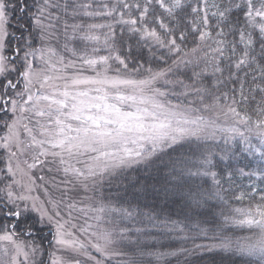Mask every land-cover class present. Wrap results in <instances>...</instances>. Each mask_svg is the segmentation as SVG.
I'll use <instances>...</instances> for the list:
<instances>
[{"label": "snow or ice", "instance_id": "1", "mask_svg": "<svg viewBox=\"0 0 264 264\" xmlns=\"http://www.w3.org/2000/svg\"><path fill=\"white\" fill-rule=\"evenodd\" d=\"M237 175L264 0H0V264H264Z\"/></svg>", "mask_w": 264, "mask_h": 264}, {"label": "trees", "instance_id": "2", "mask_svg": "<svg viewBox=\"0 0 264 264\" xmlns=\"http://www.w3.org/2000/svg\"><path fill=\"white\" fill-rule=\"evenodd\" d=\"M101 54H103V53H101ZM257 160H258V157H247V158H245L244 155H241L237 159L231 160L230 163L232 164V166L234 168L242 167V166H244V164L250 163L251 168L246 169V170H252V169H255L257 167V164H256ZM44 174L46 175V173H44ZM235 180H236V183L241 186V189H244V190H246L247 186L249 184H252V183H255L257 190H258V188H264V182H261V180L255 178V177L249 179L247 177H241V176L237 175L235 177ZM258 195L259 194L256 193L257 197H259ZM147 202L150 203V200ZM142 203H143V201H142ZM231 203L234 207H241V206H247L248 201L247 200L244 201L243 204H241L240 202H237V201H232ZM125 206H127V205H125ZM145 211H147V209H145Z\"/></svg>", "mask_w": 264, "mask_h": 264}, {"label": "rangeland", "instance_id": "3", "mask_svg": "<svg viewBox=\"0 0 264 264\" xmlns=\"http://www.w3.org/2000/svg\"><path fill=\"white\" fill-rule=\"evenodd\" d=\"M256 142H257V141H256ZM254 143H255V142H254ZM43 174H44V173H43ZM37 194H38V195H43L42 191H38ZM52 194H53V195H57V196L59 195V194L56 193L55 191H53ZM81 222H82V221H81Z\"/></svg>", "mask_w": 264, "mask_h": 264}]
</instances>
